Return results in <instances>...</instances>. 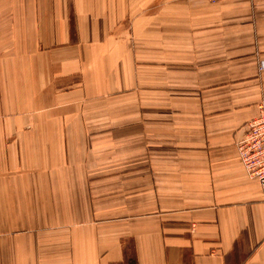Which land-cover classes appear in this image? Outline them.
<instances>
[{
    "label": "crops",
    "instance_id": "0c3cea01",
    "mask_svg": "<svg viewBox=\"0 0 264 264\" xmlns=\"http://www.w3.org/2000/svg\"><path fill=\"white\" fill-rule=\"evenodd\" d=\"M262 65L264 0H0V264H264Z\"/></svg>",
    "mask_w": 264,
    "mask_h": 264
},
{
    "label": "built area",
    "instance_id": "2783aa9c",
    "mask_svg": "<svg viewBox=\"0 0 264 264\" xmlns=\"http://www.w3.org/2000/svg\"><path fill=\"white\" fill-rule=\"evenodd\" d=\"M238 152L247 175L260 183L264 199V102L259 105L258 116L249 122L244 139L238 143Z\"/></svg>",
    "mask_w": 264,
    "mask_h": 264
},
{
    "label": "rangeland",
    "instance_id": "374dc122",
    "mask_svg": "<svg viewBox=\"0 0 264 264\" xmlns=\"http://www.w3.org/2000/svg\"><path fill=\"white\" fill-rule=\"evenodd\" d=\"M211 2V1H210Z\"/></svg>",
    "mask_w": 264,
    "mask_h": 264
}]
</instances>
